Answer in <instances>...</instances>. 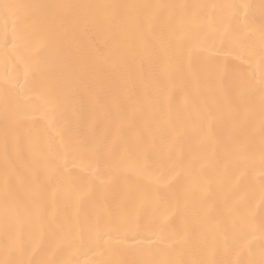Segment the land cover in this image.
<instances>
[{"label": "bare ground", "instance_id": "1", "mask_svg": "<svg viewBox=\"0 0 264 264\" xmlns=\"http://www.w3.org/2000/svg\"><path fill=\"white\" fill-rule=\"evenodd\" d=\"M153 3L177 5H245L239 10L208 7L194 9L207 39L195 40L191 53L165 70L151 53L125 62L117 72H100L69 96L53 98L37 82L33 49L14 38L20 22L6 18L0 9V206L3 203L5 159L2 146L5 104L15 119L17 147L10 164L19 176L16 193L22 199L34 195L29 181L43 168L39 159L49 148H61L69 139H114L149 129L159 138L170 115L199 109L197 118L178 123L171 137L196 150L201 162L167 176L156 172L145 181L154 191L150 197L135 194L113 173L104 183L93 180L97 164L89 156H68L67 171L76 177L69 187L51 184L44 194L43 220L26 228L24 251L16 258L37 264H98L101 260H192L202 264H264V166L259 160V140L252 158L234 161L220 148V122L210 115L214 106L202 102L214 89L231 94L251 74L259 78L260 28L264 0H0V3ZM167 15L154 27L166 32ZM91 54L101 68L112 65V33L98 29L91 34ZM15 43V47L13 44ZM155 105L158 124L131 101L145 99ZM127 108V119L117 113ZM258 127V119H257ZM133 219L119 243L107 249L81 243L86 226L106 219L117 210ZM4 253L0 234V260Z\"/></svg>", "mask_w": 264, "mask_h": 264}, {"label": "snow or ice", "instance_id": "2", "mask_svg": "<svg viewBox=\"0 0 264 264\" xmlns=\"http://www.w3.org/2000/svg\"><path fill=\"white\" fill-rule=\"evenodd\" d=\"M208 7L239 10L245 5H177L153 3H0L6 18L20 22L14 31L25 47L36 53L33 56L37 82L53 98L69 96L84 87L87 81L100 72L113 73L122 65L146 52L167 70L174 61L191 53L195 40L207 39L204 25L197 23L194 9ZM167 15L169 26L166 32H158L156 21ZM98 29L112 33L114 47L112 65L101 68L91 54V34ZM258 50L249 49V55L259 57L260 74L253 73L237 83L231 94L221 95L209 89L202 102L203 107L214 106L212 118L220 122V148L227 159L240 161L252 158L259 140V160L264 166V23L260 28ZM15 47V43L13 44ZM130 107L144 112L154 124H158L155 105L147 98L131 101ZM199 109L177 112L167 120L168 127L159 138H152L151 130L130 125V134L120 136L117 142L111 134L101 137L69 139L61 148H49L40 154L43 180L39 175L29 181L34 195L22 199L16 193L19 180L10 164V157L17 147L16 122L5 104L3 116L2 146L5 159L3 173V203L0 206V234L7 257L0 264H37L17 259L24 251L23 240L27 227L43 220L44 194L53 183L61 187L71 186L76 177L67 171L66 157L86 155L96 161L97 171L93 180L104 183V175L117 174L135 194L145 198L153 194V187L146 183L159 172L171 176L180 170L195 167L201 162L199 153L185 149L178 139L169 140L175 126L197 118ZM127 108L117 113V122L126 120ZM258 119V127H257ZM133 219L117 210L106 219H97L87 224L86 236L81 243H94L98 248H108L104 237L119 243L127 230L133 227ZM98 264H133L126 260H101ZM135 264H202L192 260H149Z\"/></svg>", "mask_w": 264, "mask_h": 264}]
</instances>
